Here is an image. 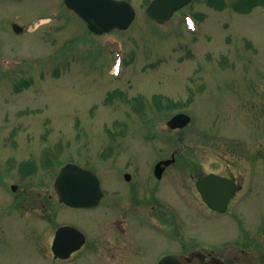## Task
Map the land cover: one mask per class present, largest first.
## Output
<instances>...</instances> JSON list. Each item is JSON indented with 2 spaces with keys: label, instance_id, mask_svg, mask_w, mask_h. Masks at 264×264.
<instances>
[{
  "label": "rangeland",
  "instance_id": "rangeland-1",
  "mask_svg": "<svg viewBox=\"0 0 264 264\" xmlns=\"http://www.w3.org/2000/svg\"><path fill=\"white\" fill-rule=\"evenodd\" d=\"M129 1L131 27L98 36L63 0H0V264H54L52 241L64 225L84 232L108 264H157L193 251L226 264L247 260L244 240L264 223V5L242 14L239 0L221 10L195 0L158 26L145 14L152 0ZM177 113L192 122L169 130ZM173 155L156 180V163ZM67 162L94 172L114 199L144 206L145 192L159 191L170 228L155 232L142 223L144 211L131 209L117 222L123 214L112 200L91 210L59 203L54 182ZM208 173L251 191L228 213L213 212L195 187ZM258 258L251 254L254 264ZM100 259L86 249L73 264Z\"/></svg>",
  "mask_w": 264,
  "mask_h": 264
},
{
  "label": "water",
  "instance_id": "water-1",
  "mask_svg": "<svg viewBox=\"0 0 264 264\" xmlns=\"http://www.w3.org/2000/svg\"><path fill=\"white\" fill-rule=\"evenodd\" d=\"M193 0H154L147 9V15L163 24L168 21L175 12L179 11ZM66 6L83 18L88 28L102 34L114 29L126 30L135 19V10L125 0H64ZM14 30L20 32L21 28L14 25ZM190 122V117L180 114L171 119L168 125L171 128H183ZM170 162H166L168 165ZM160 167V165L158 166ZM198 189L202 193L206 204L218 211L225 212L229 200L235 192L234 183L220 177L210 175L198 183ZM55 190L62 203L76 208H88L96 206L101 199L102 192L96 175L83 170L76 165H67L56 180ZM76 238L75 244L68 247L69 241ZM58 248L63 250L59 256H68L80 248L84 242L81 233L73 228H61L57 234ZM65 254V255H63ZM159 264H203L200 259L189 260L177 255L164 257Z\"/></svg>",
  "mask_w": 264,
  "mask_h": 264
},
{
  "label": "flooded vegetation",
  "instance_id": "flooded-vegetation-1",
  "mask_svg": "<svg viewBox=\"0 0 264 264\" xmlns=\"http://www.w3.org/2000/svg\"><path fill=\"white\" fill-rule=\"evenodd\" d=\"M162 179L163 178H161L159 181H161ZM201 179H202V177H201ZM249 190H247V191L249 192ZM240 191H241V189L237 192L236 196L239 194ZM145 194H146L147 197H150L151 199L147 200L146 204L144 206H140V204L138 205L137 200L136 201L131 200L132 198L123 200L124 196H122L121 198L119 196H117V199H115L114 202H116V203H118V205H120L121 211H119V212L123 214L122 215L123 218L122 219H118L117 222H121L123 224L124 220H126L125 219V214H127L126 211L128 209H131V210H133L135 212L144 211L146 216L144 217L142 223L147 228H150L151 230H153L155 232H156L157 229H161L162 226H165L162 223H170V221L168 222L164 218L172 220L171 210L167 209V207H165L160 201L159 202L157 201V200L160 199L159 197H157V195H159V191L157 192V190L149 189L147 192H145ZM128 201H130V202L127 203ZM138 201L143 202L142 200H139V199H138ZM123 203H126V204L123 205ZM127 204L129 205V207L128 208H124V206H126ZM165 227H167V230L170 228L168 226H165ZM174 228L177 231V237H176V235L173 234L172 236L176 237V239H174L173 241L177 240V242L180 245V247H182V246H184L183 245L184 244V234H183V232H182V230L180 228H177L176 226H174ZM116 231H117L118 242L121 241L122 245L126 246L127 245V243H126L127 234H126V231H125V228L123 227V225H120V226L117 225V230ZM55 235H56V232L54 234V238H53V241H52L51 249H53V245L55 243L54 246L56 247L57 251L59 253H63V250L59 249L57 247L58 243H56V236ZM164 235H166V234H164ZM131 240L133 242V246L136 247L135 241H133L132 238H131ZM91 243H92V241H89L88 237L86 236V244H85V246L82 247L77 252H74L73 254L69 255L67 258H63V259H61L59 257H56L54 255L53 251L51 250L52 255H53L54 264H56V263H58V264L59 263H62V264H73L75 262V260L80 255H82L84 250H86V249L89 250V253L91 255H94V256H96L97 258L100 259V257L98 255H95V254H93L91 252L92 249L90 248V245H94L95 244V243H92V244ZM73 244H75V241L74 240H70L68 247H71ZM231 247H233V246H231ZM185 249L186 248L183 247L182 251L185 252ZM133 250H134V247H133ZM253 250L255 251V253L251 252ZM193 252H194L193 254L195 256H200L202 261L205 262V263H208V264H226L221 258L215 257L214 255L213 256H211V255L207 256V255L197 254L196 251H193ZM242 253L244 254V256L247 259L244 262V264H254L253 259L251 260V254L257 255L259 257L257 259V261H255V264H260L261 262H264V223H262V225L261 224L259 225L256 233L250 232V236L248 234L247 239L244 240V249H242ZM55 254H56V252H55ZM184 254H186V252ZM63 255H65V254H63ZM61 257H63V256H61ZM119 257H120V259L119 260L117 259L118 263L121 260V258H123L121 256H119ZM101 261H103L105 264H108L105 260H101Z\"/></svg>",
  "mask_w": 264,
  "mask_h": 264
},
{
  "label": "trees",
  "instance_id": "trees-1",
  "mask_svg": "<svg viewBox=\"0 0 264 264\" xmlns=\"http://www.w3.org/2000/svg\"><path fill=\"white\" fill-rule=\"evenodd\" d=\"M210 6L216 9H223L226 6L225 0H210ZM264 0H239L236 9L240 13H248L254 7L263 6Z\"/></svg>",
  "mask_w": 264,
  "mask_h": 264
}]
</instances>
